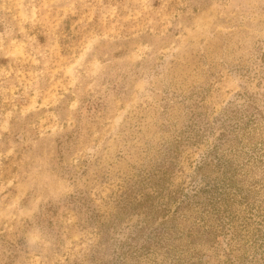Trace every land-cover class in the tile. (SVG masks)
Here are the masks:
<instances>
[{
	"label": "rangeland",
	"instance_id": "obj_1",
	"mask_svg": "<svg viewBox=\"0 0 264 264\" xmlns=\"http://www.w3.org/2000/svg\"><path fill=\"white\" fill-rule=\"evenodd\" d=\"M0 264H264V0H0Z\"/></svg>",
	"mask_w": 264,
	"mask_h": 264
}]
</instances>
